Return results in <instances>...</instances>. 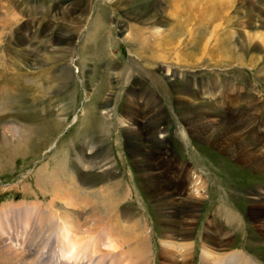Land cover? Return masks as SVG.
<instances>
[{
  "label": "rangeland",
  "instance_id": "rangeland-1",
  "mask_svg": "<svg viewBox=\"0 0 264 264\" xmlns=\"http://www.w3.org/2000/svg\"><path fill=\"white\" fill-rule=\"evenodd\" d=\"M179 4L177 0H0V207L36 199L48 206L55 197L52 182L73 183L70 191L76 196L88 192L86 207L79 199L72 203L69 189L58 191V204L71 209L66 211L75 223L85 224L93 208L91 199H101L99 188L122 181L126 186L119 185L121 193L128 186L133 192L116 211H134L139 225L145 218L152 255L161 264L160 233L168 227L161 211L171 208L181 220L186 208L182 201L165 206L156 196L158 183L148 179L150 172H156L181 200L174 188V165L170 170L158 166L155 154L161 152L208 181L193 227L197 264L207 222L216 216L215 211L234 233L230 248L246 250L264 264V234L255 227L252 215L253 194L259 198L264 192V173L231 158L229 151L214 146L212 140L207 142L210 133L195 135L184 119L194 120L192 111L198 108L224 113L223 122L236 127L240 139L264 156V42L257 37L264 36V0H180ZM223 5L231 7L217 21L215 13ZM96 13L104 21L97 31L93 26ZM186 15L191 17L185 19ZM138 29L146 31L145 37L148 34L154 46L162 43L163 57L156 61L152 58L155 48L143 51L139 47L136 37L143 32ZM209 38L208 49L203 51ZM175 53L186 60L181 66L173 64ZM168 66L190 71L188 82L171 77L177 91L196 90L189 84L193 79L200 80L202 91L190 100L175 101L176 94L165 87ZM129 97L133 98L131 109ZM138 108L141 126L130 125L125 111L133 114ZM147 108L159 115H150ZM146 116L150 124L160 129L166 126L164 138L151 139ZM128 126L138 129L141 140L124 132ZM223 127L216 124L212 131L218 135ZM40 175L45 181H37ZM228 207L238 213L230 227L226 224ZM97 210L107 215L102 206ZM113 213L105 222L116 223L109 221ZM45 233L53 237L52 232Z\"/></svg>",
  "mask_w": 264,
  "mask_h": 264
},
{
  "label": "bare ground",
  "instance_id": "bare-ground-1",
  "mask_svg": "<svg viewBox=\"0 0 264 264\" xmlns=\"http://www.w3.org/2000/svg\"><path fill=\"white\" fill-rule=\"evenodd\" d=\"M177 1L179 4L180 0ZM180 3H182V1ZM215 5L216 4H213L212 6ZM188 6H191L190 8L193 9V6L190 5V3ZM229 6L231 7V5H223L220 9V12L215 13L216 17H214V19L217 21L219 19H223V10ZM216 8H220V5L218 4L215 7V10ZM181 12L185 15L184 10ZM97 14L98 13H96L95 19L93 21V26L96 27V31L102 27V23L104 22L100 17V14ZM186 16H188V18L185 17V19H189L191 17L190 15ZM181 23L179 24V26L183 27L184 24ZM5 26L6 25H4V27ZM219 26H222V23L217 25L215 28L218 29ZM138 31L143 32V34L140 36L137 32L138 37H136V42L139 44V47L141 49L149 47L158 50H154L153 52H156V55L153 54L152 56V58L156 59V61L159 58L163 57V55H160L159 52V50L161 51L162 49V43L157 42L160 44H158L156 47L150 41V39H148V34L147 37H145L146 31H144L143 29H138ZM212 35L213 33L209 37L211 38ZM257 37L264 42V36L259 35ZM210 38L208 39L207 43L204 44L203 51H207ZM164 49L165 48H163V50ZM176 51L173 50V52ZM163 52L164 51H162V54ZM175 54L177 59L176 62L173 64L180 65V63L186 61L185 59L183 61L181 60L179 53ZM166 58L167 57H165L164 55V60H162L167 61ZM187 62H185L184 65L189 66ZM68 70L71 71L70 68ZM165 72L166 73L164 80L166 84V90L168 92L173 93L174 95H177V98L176 95L175 98H173L175 101L177 99L190 100L193 98L192 95H195L196 91H202V88L199 87L200 80L198 79H193L191 80V83H189L190 86L192 88L194 87L196 90L193 89L191 92L190 90L186 91L180 88L177 91V82H173L171 80V77H175L178 80L184 78V81L188 82L191 79L187 78V75H191L189 74L190 71L187 72L185 70H177L175 68L172 69L170 66H168L167 68H165ZM132 101L133 98L129 97L127 106L130 107V109L132 106ZM139 110L140 109L138 108L133 114L131 112L132 110L127 109V111H125L124 117L127 120L130 119V125L141 126V123H138L137 119V117H139ZM147 112L150 113V115H159L156 112H153L151 108H147ZM192 113L196 114V118L194 120L190 119L188 116L184 118L188 126L192 127V129L190 130L191 132H193L195 135L203 134V132L210 133V135L208 134L209 136H206L208 137L206 139L207 142L212 140L211 142H213L214 146L221 148L225 152L229 151V153L231 154V158H234L238 162L241 161L243 163H247V165H250L253 170L259 171L260 173H264L263 154L261 152L260 154H258L259 151H254L250 149V147H248V144L245 142L246 140L243 141L242 139H240L236 127H233L232 125H228L227 123L223 122L225 118V116L223 115L224 113L220 112L217 115L210 114L209 112L202 111L201 108L192 111ZM133 115H135V117ZM146 121L148 123L151 122L150 117L146 116ZM123 122L124 120H121V123ZM216 124L224 126L223 128H220L222 129V131H219L218 135H216L215 132L212 131V128L215 127ZM150 127L152 128L150 129ZM145 128L148 129V132L151 135V139H157V141L164 138L167 133L166 126L160 129L154 123H149V125ZM11 129L12 128H10L9 130L11 131ZM123 130L136 141L141 140V134L139 131H137L138 129L135 130L132 127L128 126ZM183 133L187 134L185 131H183ZM158 134H161L160 136H158L159 138H157ZM162 134H164L165 136H162ZM262 141H264V136H262ZM236 147H238V149ZM162 154L161 152L155 154L156 160H158V166H160V168L170 170L172 168L171 164L174 165L173 168H175L174 172L177 180L174 188L180 195L181 200H179L178 197L174 196L175 192H171L167 188V186L162 183L163 181L161 182L158 179L159 177L156 172H150L148 179L158 183L159 186L156 189V196L161 198L159 201H161L165 206H173L177 202L182 201L186 208L185 213L183 212L181 220H179V216H177V213L175 214L174 211L170 210V207V209L165 207V209H162L163 211H161V219L168 224L167 230L160 233V242L162 246L161 250L163 254V256H161L162 254L160 255L162 257L161 264H197V258H195V248L197 244L196 240L193 237V227L194 223L196 222V214L200 203L203 201L207 194L208 181L207 178L203 175H198L196 172L190 173L187 164H182L179 163V161H174L167 157H163ZM150 166L151 165H148V167L151 169ZM56 169L59 170L60 168ZM56 169H52L54 173ZM179 169H184L183 173L179 172ZM152 170H154V167L152 168ZM49 174L52 175L53 173ZM41 177L42 175L37 177V181H45ZM64 184H57L55 182H52V192L55 197L51 200L52 202L49 203L48 206L46 204H42L44 208H41V203L36 200H21L19 202L12 201L4 203V205L0 207V264H156L154 253L152 255L153 248L150 239L151 236L149 235V231H147L148 224H146L144 216V223L142 225H139V220L135 218L136 214L134 213V211L130 210L124 213L125 211L123 212L121 210V214L116 211L121 201L129 198V194L133 192L129 186L127 187L128 191H126L125 193H121L122 191L119 190V185H125L122 183V181H118L117 184L113 183L112 185H105L99 188L98 192H100L99 196L101 197V199L98 198V196H96V198L91 199L92 205L91 203H89V205L93 207V210H89L91 212H89V215L87 213L88 222L82 224L79 222L75 223L73 221L71 215L67 212L71 210L67 209L68 206L65 205V208L64 206L58 204L57 197L59 195L58 191L60 189H69V192H71L70 187H72L73 189L75 188V184L73 183V185L66 184L67 187H64ZM74 192L70 193V199L72 203L73 200L76 201V199H79L81 204L85 205L86 207V205L88 204V198L85 197L88 195V192L87 194L83 193L84 195L82 194L80 195V197L76 196ZM262 196H264V192L259 198H257L258 196L256 197V193L253 194L254 200H252L254 201L256 206L251 209L253 213L252 215L255 216V227L258 228L262 232V234H264V199H262ZM94 206L96 209L94 208ZM98 206H102L103 208H105L107 215L100 214L101 212H98L99 210H97ZM112 207L115 208L110 209ZM113 211L116 212V214L113 213ZM226 211L227 214L230 215L226 216V224L229 225V227L233 226L230 223L236 221L234 218H238V213L230 207H228ZM14 212L15 215L13 214ZM215 212L216 216L214 214L212 216V219L207 222V237L205 240L202 241L203 245L201 246V254L199 259L200 264H263L256 261L252 256L247 254L242 249L230 248V236L233 233H231L230 228H228L227 226L226 228L223 225L222 221H220V212ZM111 213H113V215L111 218H109V221L115 219L116 223L112 224L109 222H105ZM52 214L54 215V217ZM123 215L125 216V218L124 221L123 219L121 221V217ZM216 222H218V224H216ZM49 231L52 232L50 236L53 235L52 239H54V241L50 244H47V242L45 241H48L50 237L45 232ZM232 232L234 231L232 230ZM32 248L33 251L37 252V255L40 256L42 260H38V257H33L28 254V252H30V249ZM45 250L48 254L46 257H44L46 253Z\"/></svg>",
  "mask_w": 264,
  "mask_h": 264
}]
</instances>
